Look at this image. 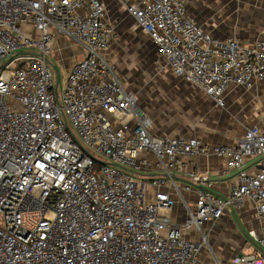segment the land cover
I'll return each instance as SVG.
<instances>
[{
    "label": "built area",
    "instance_id": "built-area-1",
    "mask_svg": "<svg viewBox=\"0 0 264 264\" xmlns=\"http://www.w3.org/2000/svg\"><path fill=\"white\" fill-rule=\"evenodd\" d=\"M119 1L166 67L217 105L230 86L264 80V40L205 32L184 0ZM106 13L103 0H0V264H205L184 232L205 242L203 225L247 199L262 232L249 235L264 246V132L247 127L234 146L152 133L108 58L115 30ZM58 37L84 52L60 93L48 61ZM207 155L228 159L235 181L227 197L197 188L190 207L182 191L191 186L176 175L186 159ZM251 161L257 171L246 169ZM188 178L209 181L196 169ZM174 192L187 209L182 226ZM229 264H264V256Z\"/></svg>",
    "mask_w": 264,
    "mask_h": 264
},
{
    "label": "crops",
    "instance_id": "crops-1",
    "mask_svg": "<svg viewBox=\"0 0 264 264\" xmlns=\"http://www.w3.org/2000/svg\"><path fill=\"white\" fill-rule=\"evenodd\" d=\"M184 1L190 16L195 20L196 24L205 32L213 34L211 30L201 25L194 17L195 15H193L189 6L191 0ZM103 2L106 6H109L108 3L110 0H103ZM105 21H108L107 16ZM216 37L225 38L226 36ZM237 38L245 42L241 37ZM57 39L58 42H56V44H64L68 40L65 37H58ZM259 39L264 40V32L261 34V37L256 40ZM79 48V54L74 56L73 64L84 57L83 48ZM113 66L117 71L115 64H113ZM69 72L70 69L68 73ZM118 75L125 86L130 91L134 92L131 87L127 86L120 74ZM196 88L201 94L193 98L194 102L190 107L192 110H196V112L199 113L201 120L191 124L188 121H186V123H180L178 121L171 123L168 119L160 117L156 118V122L158 123H156L155 126V122H153L146 113L152 122L153 127L151 132L158 135H168L170 137H197L205 144L219 146H234L237 141L243 137L247 127H257L264 132V80L258 81L252 89L230 86L223 94V106L217 105L212 98L206 96L198 87ZM136 96L139 106V98L137 94ZM228 162V159L216 155L199 156L195 159L185 160V170L180 175H176V180L181 188L185 185L191 186L190 190L182 191L183 198L189 206H191L190 202L192 198L193 202L191 207L194 206L196 199L195 190L199 187L209 188L211 192L222 197H227L230 194L231 185L235 181L236 175L229 170ZM194 164L197 165L196 168ZM245 167L250 172L259 169V165L256 161L247 163ZM195 169L200 174L209 176V181L207 184H204V186L202 184L190 182L188 175ZM173 194L176 199L174 208H180V213L174 210L175 218L173 217V219L180 225L182 224L180 223V218L183 212L186 213L187 217V209L185 203L181 201L178 194L175 192ZM253 230L261 236V224L256 216V203L247 199L239 207H228L220 220L210 221L203 225L202 231L206 237L205 242L202 236L194 231L184 232V237L201 245L200 258L205 264H217V262L229 264L236 256L252 254L264 256V246L255 243L249 235V232Z\"/></svg>",
    "mask_w": 264,
    "mask_h": 264
},
{
    "label": "rangeland",
    "instance_id": "rangeland-1",
    "mask_svg": "<svg viewBox=\"0 0 264 264\" xmlns=\"http://www.w3.org/2000/svg\"><path fill=\"white\" fill-rule=\"evenodd\" d=\"M189 3L198 22L216 36H237L247 44H252L264 32V0H191ZM108 5L107 22L115 27L108 58L115 64L127 86L138 95L141 111L149 115L155 126L158 123L156 118L160 117L171 123L188 121L191 124L201 120L199 113L190 107L193 98L201 94L197 86L185 82L166 67L158 48L141 31L136 20L119 0H110ZM26 31L35 37L39 35L37 30L30 27H26ZM79 51L77 45L67 40L64 44L57 43L48 57L55 82L58 72L59 93L63 78ZM131 174L138 179L144 178L136 172ZM174 207L173 217L174 210L180 213V208ZM185 218L186 213L183 212L180 226L184 224Z\"/></svg>",
    "mask_w": 264,
    "mask_h": 264
}]
</instances>
